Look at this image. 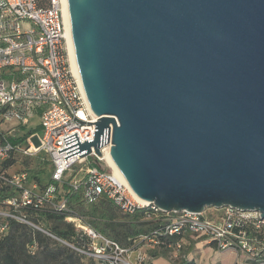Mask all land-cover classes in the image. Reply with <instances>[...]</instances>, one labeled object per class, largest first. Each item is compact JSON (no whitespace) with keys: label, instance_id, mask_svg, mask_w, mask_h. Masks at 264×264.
<instances>
[{"label":"water","instance_id":"obj_1","mask_svg":"<svg viewBox=\"0 0 264 264\" xmlns=\"http://www.w3.org/2000/svg\"><path fill=\"white\" fill-rule=\"evenodd\" d=\"M100 152L166 213L264 219V0H68Z\"/></svg>","mask_w":264,"mask_h":264},{"label":"built area","instance_id":"obj_2","mask_svg":"<svg viewBox=\"0 0 264 264\" xmlns=\"http://www.w3.org/2000/svg\"><path fill=\"white\" fill-rule=\"evenodd\" d=\"M66 9L68 0H0V165L22 155L47 158L52 169L47 188L26 171L0 173V187H11L15 193L0 204V235L8 228L6 220L34 226L25 211L48 210L70 213L66 221L74 226L80 243L78 247L65 244L99 264H131L125 260L130 252L137 253L140 263H147L143 245H158V235L186 233L208 240L219 251H236L253 260L264 257V219L258 212L224 207L210 208L214 210L210 215V209L201 214L166 213L140 200L106 161V154L111 155L112 125L109 142L107 131L101 140L102 157L94 147L82 149L95 141L99 118L89 106L76 56L77 71L74 68ZM36 115L41 119V134L27 131ZM18 130L31 132L24 143L4 139L21 136ZM106 166L109 171L103 169ZM61 184L82 188L90 204L107 200L123 214L144 211L147 220L162 221L163 230L140 236L134 249H125L70 211L67 198L57 193Z\"/></svg>","mask_w":264,"mask_h":264},{"label":"trees","instance_id":"obj_3","mask_svg":"<svg viewBox=\"0 0 264 264\" xmlns=\"http://www.w3.org/2000/svg\"><path fill=\"white\" fill-rule=\"evenodd\" d=\"M21 133L22 135L17 138L5 136L4 139L15 145L24 143L31 132L23 133L18 130V134ZM23 158L27 157L13 155L0 165V173H13L12 168H15L16 172L26 171L31 179L37 181L41 187L47 188L50 183L44 184L41 175L45 173L48 166H51L49 160L40 159L37 166L33 168L31 161ZM103 169L110 170L107 167ZM57 193L60 197L67 198L68 208L73 214L82 217L95 231L118 242L125 249H134L137 246L135 241L140 236L152 234L155 230H163V222L147 220L144 211L129 215L121 213L107 200L88 203L82 188L75 190L67 184H61L58 185ZM14 194L11 187H0V204ZM69 214L48 210L41 212L26 210L24 216L34 226L13 219L6 220L8 228L0 235V264H99L96 260L84 257L69 246L78 247L80 243L74 226L66 221ZM180 237L182 236L158 235L156 239L159 243L156 247L167 251L169 246ZM160 254L164 255L162 252L148 251L150 258L161 256Z\"/></svg>","mask_w":264,"mask_h":264},{"label":"crops","instance_id":"obj_4","mask_svg":"<svg viewBox=\"0 0 264 264\" xmlns=\"http://www.w3.org/2000/svg\"><path fill=\"white\" fill-rule=\"evenodd\" d=\"M148 247L147 251L154 250L164 253V255L160 254V258L157 257L159 260L149 258L154 260V263L150 262L151 264H264V257L253 260L236 251H219L208 240L190 233L176 240L167 251L153 245H148Z\"/></svg>","mask_w":264,"mask_h":264},{"label":"rangeland","instance_id":"obj_5","mask_svg":"<svg viewBox=\"0 0 264 264\" xmlns=\"http://www.w3.org/2000/svg\"><path fill=\"white\" fill-rule=\"evenodd\" d=\"M40 125H41V119H40V117L38 116V115H36L31 121H30V123H29V125H28V127H27V131H35V132H37V133H39V134H41V131L39 130V127H40ZM23 159H28L29 161H31V166L34 168V167H36L37 166V164H38V162L40 161V157H28V158H23ZM23 159H21L22 161H23ZM43 159H45V158H43ZM107 168H108V166H106ZM109 169V168H108ZM13 173H19V172H16L15 171V168L13 169L12 168V170H11ZM45 173H43L42 175H41V179H42V182L44 183V184H49L50 183V181H51V175H52V169H51V166H48L47 168H46V170L44 171ZM214 212V210H207V215H210L211 213H213ZM127 248H130V247H127ZM149 247H148V245H143V250L144 251H146L147 252V255H148V251H147V249H148ZM148 257H149V255H148ZM157 257H159L160 258V256H157ZM156 257V258H157ZM150 258V257H149ZM148 258V261H147V263H144V264H151L150 262H152V263H154V260H150ZM151 259H153V258H151ZM125 260H127L129 263H131V264H142V263H140L138 260H137V253L136 252H130L128 255H126L125 256ZM156 260H159L158 258L156 259ZM156 262V261H155Z\"/></svg>","mask_w":264,"mask_h":264},{"label":"bare ground","instance_id":"obj_6","mask_svg":"<svg viewBox=\"0 0 264 264\" xmlns=\"http://www.w3.org/2000/svg\"><path fill=\"white\" fill-rule=\"evenodd\" d=\"M66 20H67V23H68L69 28H70L71 27V24H70V17H69L68 9H66ZM69 37H70V41H71V52H72V58H73L74 68L77 71V65H76L75 54H74L73 45H72V39H71L70 29H69ZM105 158H106L107 163L114 170V172L125 180L124 176L122 175L121 171L117 167V165L114 162V160L111 157V155L108 153V154H106Z\"/></svg>","mask_w":264,"mask_h":264}]
</instances>
